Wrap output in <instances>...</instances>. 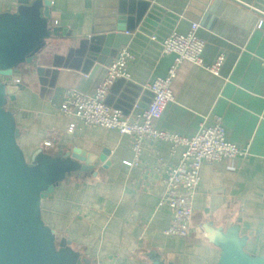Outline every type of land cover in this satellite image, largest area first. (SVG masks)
Wrapping results in <instances>:
<instances>
[{"label":"crops","instance_id":"1","mask_svg":"<svg viewBox=\"0 0 264 264\" xmlns=\"http://www.w3.org/2000/svg\"><path fill=\"white\" fill-rule=\"evenodd\" d=\"M48 27L54 33L36 64L21 65L6 78L20 86L6 109L19 130L17 143L28 160L37 150L54 154L78 149L95 160L109 150L103 168L72 173L40 203L43 223L90 264H217L219 249L201 230L238 224L246 252L264 254V0H49ZM18 0H0V14L14 13ZM198 23L204 42L202 66L179 64L172 82L174 100L155 121L156 128L193 137L219 118L226 139L248 155L233 164L203 165L192 202L188 238L166 236L172 210L160 204L162 164H178L183 148L145 141L138 166L129 136L86 127L59 108L66 92L92 93L106 66L127 46L133 60L129 80L110 87L106 104L125 116L151 101L144 86L163 78L173 55L160 41L185 34ZM125 32L129 34L126 35ZM223 56L219 75L205 69ZM37 67L43 68L37 74ZM75 125L70 133L68 128ZM51 142V146H44Z\"/></svg>","mask_w":264,"mask_h":264},{"label":"water","instance_id":"2","mask_svg":"<svg viewBox=\"0 0 264 264\" xmlns=\"http://www.w3.org/2000/svg\"><path fill=\"white\" fill-rule=\"evenodd\" d=\"M14 13L0 14V264H90L42 221L41 200L72 173H89L98 165L106 168L109 150L97 160L78 149L54 154L37 150L27 160L17 139L7 100L14 101L20 86L6 78L17 67L36 64L54 33L48 27L49 0H18ZM37 74L43 68L37 67ZM206 240L219 249L217 264H264V254L246 252V238L238 224L227 229L206 224ZM151 264H164L154 258Z\"/></svg>","mask_w":264,"mask_h":264},{"label":"built area","instance_id":"3","mask_svg":"<svg viewBox=\"0 0 264 264\" xmlns=\"http://www.w3.org/2000/svg\"><path fill=\"white\" fill-rule=\"evenodd\" d=\"M198 27V23H192L187 33L173 32L160 41L154 36L150 37V40L159 44L163 55H173L174 59L165 77L156 78L144 86L151 93V101L140 113L125 116L120 110L106 104V96L113 83L130 79L127 65L133 60V55L127 46L121 47L116 57L106 66L104 78L92 93L70 89L59 108L64 116L73 117L86 127L112 129L120 135L129 136L133 151L132 161L125 163L129 167L139 165L145 141L166 142L170 145L171 154L177 148H183L177 165H161L164 178L160 204L167 205L173 212V220L164 234L184 239L191 234L192 202L200 183L201 167L221 161L233 164L248 155L246 148H239L226 139L225 128L219 118L212 126H201L193 137L166 132L155 126V121L161 117L166 105L174 100L171 86L179 64L188 61L197 66L203 65L204 42L196 34ZM222 62L223 56H218L205 69L218 76ZM74 130L75 125L71 124L68 131L72 133ZM44 146H51V142H45Z\"/></svg>","mask_w":264,"mask_h":264}]
</instances>
